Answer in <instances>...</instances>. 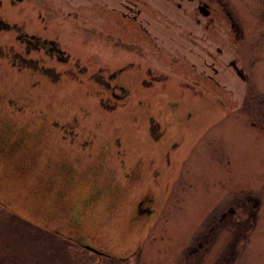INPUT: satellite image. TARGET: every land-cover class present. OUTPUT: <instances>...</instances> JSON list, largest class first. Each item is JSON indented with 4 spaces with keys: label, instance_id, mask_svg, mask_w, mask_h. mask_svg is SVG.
Masks as SVG:
<instances>
[{
    "label": "rangeland",
    "instance_id": "obj_1",
    "mask_svg": "<svg viewBox=\"0 0 264 264\" xmlns=\"http://www.w3.org/2000/svg\"><path fill=\"white\" fill-rule=\"evenodd\" d=\"M121 1L22 0L15 13L24 17H11L25 18L31 33L54 38L87 67L69 73L62 69L67 64L31 50L37 65L53 68L39 72L31 67L29 85L27 71L16 70L0 57V92L17 94L14 104L19 100L18 105L34 111L36 117L55 121L50 127L60 141L58 154L61 150L69 154V162L60 163L68 166L69 177L68 187L58 192L63 194L61 201L59 195L50 197L49 185H43L38 171L28 191L14 190L17 198L12 192L8 197L1 187L14 212L0 211L3 264H11L12 259V264H92L88 251L65 240L61 230L52 231L66 224L69 238L95 243L98 238L116 239L118 243H111L115 249L130 245L124 252L140 244L135 253L140 259L132 264H217L224 257L229 264H264V0H230L243 19L244 35L234 41L231 33L227 38L219 28L209 43L183 38L173 24L177 11L170 16L155 14L148 2L136 4L144 16L136 20L147 28L142 31L124 17L130 12ZM42 18L49 20L48 25ZM0 40L15 48L9 34H0ZM221 42L223 53H216L212 46ZM129 52L164 63L160 69L168 76L164 88L169 92L160 98H172L174 108L156 102L153 92L141 91L140 68L132 75L129 70L119 75L127 96L124 90L115 102L105 101L95 70L101 69L103 77L107 71L94 65L111 62V57L121 61L132 56ZM233 55L245 80L226 64ZM185 78L193 80V92L183 85ZM16 114L17 123L31 118ZM148 118L160 124L157 140L148 134ZM23 151H15L13 160L25 159ZM137 158L124 183L119 176ZM21 177L18 170L0 168L4 187ZM131 185L140 192L145 187L152 210L145 217L131 216L123 226L128 216V212L120 215L128 210L123 201L131 198L133 211L138 193ZM244 198L252 205L243 203ZM14 200L25 210L15 208ZM227 206L232 214L216 221L214 215ZM249 207L253 215L248 214ZM212 223L216 224L209 232ZM206 234L208 243L193 245ZM108 248L112 251L109 243ZM111 260L102 257L95 264H113Z\"/></svg>",
    "mask_w": 264,
    "mask_h": 264
},
{
    "label": "flooded vegetation",
    "instance_id": "obj_2",
    "mask_svg": "<svg viewBox=\"0 0 264 264\" xmlns=\"http://www.w3.org/2000/svg\"><path fill=\"white\" fill-rule=\"evenodd\" d=\"M121 1V0H120ZM22 2V0H0V34H9L11 40L13 43H15V48H13L11 45H5L6 42L4 40H0V57L5 58L7 65H10L14 67L18 71H27L26 73V79L30 81L28 78L31 67H36L37 71H42L43 69H47L48 71H52L53 65L51 66H43L41 64L37 65V57L31 56V50H41L46 53V56L53 57L55 60L59 61L60 63L67 64L62 69H73L75 71H78L79 69L86 68L85 62H80L77 57H74L70 55L68 52H65V50L57 43V41L53 38H48L46 36L41 35H35L31 33V29L28 27V23L25 20V18H18V19H11V17H24L23 15L18 16V13H15V9L17 10L19 7V4ZM125 8L128 9L130 13L124 14V17H128L133 21L142 31H147L146 26L142 25L136 20V17H144L143 15L139 14L140 8L136 6L137 3H144L148 2L151 4V10L157 14L160 12H163L166 16L172 15V13L175 14V11H177L176 16L178 19H175L174 21V27L178 32L182 34V37L186 40L191 39L192 41H205L206 43L211 42L212 36L217 34L219 32V28L223 29V34L226 33V37H229V34L231 33L232 38L234 41H239L243 37V19L239 17L235 7L230 2V0H124L121 1ZM12 8V13H6L4 14V11L6 9ZM134 11V12H133ZM180 16V17H179ZM184 16V17H183ZM26 17V16H25ZM195 28V31L193 29ZM83 45V42H82ZM135 48V47H134ZM189 48V47H188ZM216 53H223V46L222 42L221 45L215 44L212 46V50ZM208 55H211V50L206 49L205 50ZM130 55L128 58H125L121 61L115 60L111 57L112 61H104V62H96L94 65L95 68H105L106 74L104 77L100 74L101 69L96 70L99 71L97 74V79L95 81L99 86L102 87V90L105 94V101L109 104L110 101L115 102L116 99L121 98L123 95L121 93H124L127 96V88H123V85L120 84V73L123 71H130V75H132L134 70H138L140 68L141 74L137 77L138 85L141 87V91L143 92H153L151 95L154 97L156 102H160L162 104L163 102L171 104L168 105L170 109L174 108L171 107L173 103L171 101L172 98L167 99L166 101H161L160 96L165 93L168 95V88L166 87L165 81L168 78L166 74L161 72L160 69L162 66H164V63L162 62H156L155 60H151L149 58L139 57L135 53L129 52ZM110 58V57H109ZM238 57L235 55L231 57H227L226 64L228 67L231 68L233 73L240 77V79L245 80L246 74L242 72V66L238 64L237 62ZM155 61V62H153ZM212 61L210 60V64ZM189 64L193 65V63ZM161 66V67H160ZM61 68V67H60ZM212 70L214 71V68L212 66ZM49 71V72H50ZM43 72V71H42ZM135 73V72H134ZM239 73L241 74L239 76ZM183 85L186 87L187 90H191L193 92V80L190 81L188 78H185L182 80ZM31 84V81L29 82V85ZM164 91V92H163ZM168 91V92H167ZM0 102L3 103L4 107L8 109V111H5V114L12 115L19 113L22 116L30 115L31 112L28 110H25V106L18 105L19 100L17 101V104H14L13 98H16L17 94H9L5 95V93L0 92ZM147 99V98H145ZM110 100V101H109ZM109 101V102H108ZM21 103V102H19ZM164 104V105H165ZM24 107V108H23ZM171 117L173 118L175 116L174 111H171ZM2 117V116H1ZM174 120V118H173ZM147 130L148 134L150 136H154V138H158L161 135V131L159 130V125L155 120L153 119H147ZM171 123V122H170ZM57 127V126H56ZM61 125L59 126V128ZM156 138V140H157ZM19 138H16L15 135H12V133H5L4 129L0 127V168L2 166L3 156L7 149L10 147H17L19 145ZM73 140H71L72 142ZM96 158V155L93 157ZM91 158V159H93ZM86 159H90V157L87 156ZM139 159H135L131 165L126 166L128 168L127 172H124V174L120 175L119 177L124 180V183L128 180V174L130 173L131 167L133 165H136L138 163ZM126 168V169H127ZM50 178L54 179L52 176ZM18 181L12 182V184L5 185V187L0 185L4 188L3 192H7V196L11 195L14 190H16L18 193H24L27 189L25 178H17ZM31 181V180H30ZM54 181H56L54 179ZM18 185H17V183ZM11 183V182H10ZM85 186V183L83 184ZM15 186V187H12ZM29 186V185H28ZM129 186V185H128ZM11 188V189H9ZM53 186V184H49V195L50 197L53 195L55 198L59 195V201L63 199V194H59L58 192H61L60 186L57 187ZM131 190L136 189L137 190V196L135 197V203H134V209L132 211L130 207V201H123L125 205H128L127 211L120 212V215H124L125 212H128V216L125 218V223L122 225L126 226L128 223V219H130L131 216H141L144 217L149 214V212L152 210L150 208V204L152 203V199L149 196V194L146 192L145 187L143 188V191L140 192L139 189H137L136 186L131 185ZM6 189H9L8 191ZM26 189V190H25ZM59 189V190H58ZM20 190V192H19ZM0 190V211L4 210V208L14 213L12 208L8 206L3 199L2 193ZM12 192V193H9ZM14 196L12 198H17L16 193H13ZM57 198V199H58ZM123 199V196L121 197V200ZM19 200H14V207L18 210H25V208H21L19 204ZM63 203V202H61ZM6 204V205H5ZM6 206V207H5ZM11 211H10V210ZM68 210V209H67ZM229 206L227 208H224L221 212H219L217 215H214L216 218V221H221L224 217L228 216L230 212ZM76 214H79L78 209L76 210ZM66 215V213H65ZM65 217V216H64ZM63 217V218H64ZM62 220V219H61ZM63 224L67 223L66 220H63ZM214 224L212 223L208 226L207 230L211 232L214 229ZM0 225H2L0 223ZM68 225V224H66ZM66 225L61 228L57 229L56 227L52 228L53 232H60V235L64 237L65 240H69L71 242H74L77 245H80L82 249L89 252V255L87 258L88 261L92 264H95V262H100V258H112L111 262L113 264H129L134 263L136 260L140 259L139 256H136L135 253L137 252V249L140 247V244H134L133 247L124 252V250L130 246L128 245H121L119 249H115L114 246L111 244L112 242L118 241L115 239L109 240L105 238H98L96 240V243L94 241H89L86 239H80V238H70L66 235L67 227ZM117 224H115L116 226ZM120 225V222H119ZM3 231V228L1 229ZM65 231V232H64ZM208 232V233H209ZM207 233V234H208ZM207 234L202 237V239L196 241L193 245L200 246L201 242L208 243V237ZM76 236V235H75ZM72 238V239H71ZM131 242V241H130ZM129 242V243H130ZM108 243L111 245L112 251L108 248ZM7 246V244H6ZM114 252V253H113ZM188 257V255H185ZM8 258V256H7ZM12 259V258H11ZM136 259V260H135ZM96 260V261H93ZM5 261L4 255L0 254V264H3ZM11 264L13 262V259L10 260ZM128 261V262H127ZM184 262V261H182ZM230 260L226 257L223 258V260L217 262V264H229ZM101 264V263H100ZM193 264V261L191 262ZM194 264H203L202 262L194 263Z\"/></svg>",
    "mask_w": 264,
    "mask_h": 264
},
{
    "label": "trees",
    "instance_id": "obj_3",
    "mask_svg": "<svg viewBox=\"0 0 264 264\" xmlns=\"http://www.w3.org/2000/svg\"><path fill=\"white\" fill-rule=\"evenodd\" d=\"M3 105L4 104L0 102V127H2L4 131L6 129V133H12V135H15L16 138H19L20 141L17 147H10L5 151L2 161V167L5 166L6 168L7 166L8 170H18L23 176L22 178H25V181L23 182L26 183L25 185L27 187L30 182H34L33 175L38 171L37 176L39 178L40 174H43V177H41V179H43L42 182L44 186L47 184L49 185L51 183L56 188L60 186L61 190L66 189L69 184V177L67 176L68 166L65 165L64 167H62L60 163L64 161L69 162L67 160V156H69V154L68 151H65L66 154L64 155L61 154L62 150L58 154L57 149H61V147L58 146V144H60V141L56 137L55 133L52 132V127H50L52 124L55 123V121L47 122L45 121L44 117H36V113L31 110V118H29L28 116L26 121H22L23 123H17V117H19L20 115L5 114V111H8V109H6ZM37 113L42 114V112ZM21 117L24 116L21 115ZM10 119L14 120V122ZM23 150H26V158L19 160L18 162L14 161V152H24ZM31 152L35 154H31ZM45 152L46 155L43 154ZM70 156L72 157L70 158L73 159L72 154ZM32 157L34 161H32ZM21 161H24L23 164ZM99 161L101 160L99 159ZM71 168H73L72 170L74 172L75 170L73 165H71ZM50 176H52L56 181L50 178ZM36 186L38 185L36 184ZM41 186L42 185H40V187ZM241 201L243 203L246 202L245 198ZM255 202L256 201L254 200L253 204H255ZM247 203H250L252 205V201L250 200L247 201L246 204ZM80 206L82 207V204H80ZM237 207L241 206L238 205ZM255 207L256 206H254L253 209ZM248 211L250 212H248V214H254V212L250 210V207ZM231 214L232 211L230 210L229 214L227 215L230 216ZM237 225H240V223H238Z\"/></svg>",
    "mask_w": 264,
    "mask_h": 264
},
{
    "label": "water",
    "instance_id": "obj_4",
    "mask_svg": "<svg viewBox=\"0 0 264 264\" xmlns=\"http://www.w3.org/2000/svg\"><path fill=\"white\" fill-rule=\"evenodd\" d=\"M239 75H241V74L239 73Z\"/></svg>",
    "mask_w": 264,
    "mask_h": 264
}]
</instances>
